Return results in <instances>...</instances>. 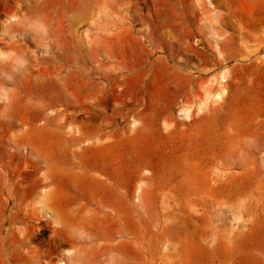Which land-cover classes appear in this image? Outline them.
<instances>
[{"label":"rangeland","instance_id":"obj_1","mask_svg":"<svg viewBox=\"0 0 264 264\" xmlns=\"http://www.w3.org/2000/svg\"><path fill=\"white\" fill-rule=\"evenodd\" d=\"M31 6L12 19L27 45L26 35L23 47L0 43V264H60L71 247L45 218L27 223V246L42 261L24 259L16 206L38 199L36 184L54 183L55 211L40 214L89 226L98 178L149 191L136 202L140 214L152 208L151 264H264V0ZM3 10L0 0V26ZM63 51L71 76L66 66L58 83L36 81ZM35 56L44 61L19 81ZM52 111L64 114L47 118ZM132 212L122 210L123 223L142 244L126 247L127 263L148 264L145 226ZM94 225L114 231L110 220Z\"/></svg>","mask_w":264,"mask_h":264},{"label":"bare ground","instance_id":"obj_2","mask_svg":"<svg viewBox=\"0 0 264 264\" xmlns=\"http://www.w3.org/2000/svg\"><path fill=\"white\" fill-rule=\"evenodd\" d=\"M37 1L38 0H3L4 10L1 14L6 15L8 21H4L0 26V33L2 35L0 38L1 44H11V46L13 45L16 48L19 46L23 47V41L19 39V35H26L25 45H27V36L29 37V35H27V30L25 28H19L15 26V24L19 23L20 20L18 22H14L12 19L17 17L18 13L22 11L20 10V5L24 6L26 2H30L32 5L31 7H33L36 6ZM14 3L17 4V9L15 5H13ZM71 10L73 11L72 6ZM25 14L27 16L30 15V13L27 12ZM30 17L32 18L31 15ZM9 20L11 22H9ZM69 28L71 30L70 25ZM50 34L55 38L60 37V33L57 29H52ZM57 41L58 40H56V43ZM64 45L66 44L64 43ZM25 53L27 54L26 50ZM46 59H48L46 61L49 63V70L46 72V77L35 75L36 81H40L42 78L43 81L47 83H58L59 80L62 79L59 71L62 68H66V66L69 67L67 70V77H70L73 73V69L71 68L73 61L69 52H59L56 56H49ZM42 61H44V58H39L37 56H35L34 59H28L26 61L27 63H25L21 69L19 81H30L34 75V66L39 65ZM57 61H59V63H55ZM44 73L45 70H42L41 74L44 75ZM221 79H223V77ZM19 95L20 93L17 91L13 94V100H3V103L1 104H4L7 108H10ZM52 100L60 101V93L56 92L53 95ZM45 106L50 107V104H45ZM63 114L64 112L61 111H52V114H46L45 116L47 118L57 119ZM32 189V192H37L40 189L37 196L38 199H34L32 203L22 202L16 206L19 207L24 213V217H20V220L25 225L19 229V232L22 235L19 240V244L23 247L22 250L26 252V256L24 258L25 260L31 262L42 261L43 255L39 254V252L34 248H28L27 246L30 243L29 231L31 230V227L28 226L27 223H29V220L31 219L40 220L41 218H45L47 222L46 224H49L50 226H53L54 222L61 224L60 227H54V231L56 232L59 239V245H67L71 247V249L68 251V253H71V255H65L63 252L59 253L58 262L63 261L65 264H67V262L70 264H88V262L89 264H108V262H111V264H128L127 262H130V260L126 254V247L128 245H141L142 240L135 232L130 231L125 227L123 223L122 210L126 208L130 210V212L132 210V213L139 217L140 222L144 223L147 233L146 248L149 253L147 262L148 264L152 263V233L150 231L151 226H153L152 208L149 203L143 204L144 212L143 214H140L138 210L140 205L136 202V199H149L151 196L148 190L140 188L136 185L133 187L131 186V188H127L123 185H114L107 182L106 180L98 178L97 181H95L92 185L89 199L92 198L95 200L97 197H99L101 200L95 201V205H89V226H85L83 224L76 223L70 224L64 222L63 220L57 219V217H48V213L45 215L40 214L41 211L44 212V210L55 211L54 206L58 203L60 198L59 194L61 192L57 185L54 183H38L33 186ZM97 191L98 193L92 194ZM84 210L86 211V209ZM145 214L147 216H143ZM14 219L19 218L14 217ZM99 219L112 221L114 224V231L108 233L95 226L94 220ZM32 227L34 228V226ZM76 232L82 233L83 238H78L75 234ZM46 262L55 261L48 260Z\"/></svg>","mask_w":264,"mask_h":264},{"label":"clouds","instance_id":"obj_3","mask_svg":"<svg viewBox=\"0 0 264 264\" xmlns=\"http://www.w3.org/2000/svg\"><path fill=\"white\" fill-rule=\"evenodd\" d=\"M60 226H61V224L58 223V222H54L53 223V227H60ZM75 234H76V236L78 238H83V234L82 233L76 232ZM65 255H71V253L66 252ZM60 264H63V261H61Z\"/></svg>","mask_w":264,"mask_h":264}]
</instances>
